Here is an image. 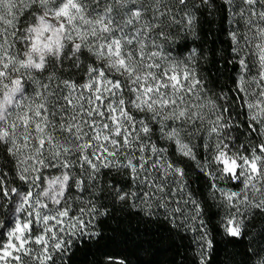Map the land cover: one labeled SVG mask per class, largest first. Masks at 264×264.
Returning <instances> with one entry per match:
<instances>
[{
    "label": "snow or ice",
    "instance_id": "6c2138e0",
    "mask_svg": "<svg viewBox=\"0 0 264 264\" xmlns=\"http://www.w3.org/2000/svg\"><path fill=\"white\" fill-rule=\"evenodd\" d=\"M23 2L27 5L28 0ZM165 2L103 0L101 7V0H31L43 14L34 18L33 26L22 37L26 43L23 56H12L5 47L9 41H0V151H7L13 157L27 153L18 171V178L26 188L5 190V182L0 179V197L13 196L16 205L13 211L20 214L14 221L0 223V262L3 264H22L23 256L31 255L30 242L39 246V254L35 256L38 264H48L52 260L51 250H61L64 243L53 233L54 227L63 226L71 234H83L89 228L83 219L89 210L81 208V216H70L65 195L73 187L80 189L86 180L75 181L66 171L62 177L53 176L46 181L41 169L53 167L50 161H59L63 169H70L74 162L86 165L88 172H96L98 168H123L134 181L149 188L146 204L153 190L164 199L169 175L178 178V185L182 184L185 170L167 161L163 155L166 149L162 146L145 143L146 138L150 141L154 130L149 122L138 120L133 109L149 114L159 124L160 135L172 143L175 152L189 160H195L196 156L182 132L187 133L185 126L197 130L203 126L209 140L215 137V145L213 148L212 144H205L212 158L199 165L201 170L215 164L209 175L215 177L219 173L221 179L230 178L243 184L241 192H225L211 185L213 194L219 191L228 206L238 210L237 200L242 195L245 199L240 203H250L247 190L260 192L259 203L252 206L264 211V140L250 148L241 145L243 152L234 150L230 143L233 126L229 123L228 108L218 107L213 100L201 102L198 95L201 83L195 73L180 61H169L151 40L153 31L169 15L170 10H164ZM175 3L187 7L189 0H175ZM226 3L234 4V0ZM14 7L13 0H0V23L11 26L7 16ZM237 7L239 15L249 13L247 23L251 35L246 34L243 39L254 44L253 55L258 59L260 71L251 79L241 75L234 83L236 91L244 93L240 100L245 102L247 97L249 121L259 125L254 130L264 137V0H239ZM149 13L151 20L147 18ZM193 19L191 14L187 16L188 26ZM254 19L261 22L255 25V31ZM3 35L0 31V37ZM230 39L240 71H249L248 61L240 58L245 51L241 49V39L236 33ZM66 49L76 60L91 54L103 63L100 68L89 65L84 83L62 81V94L53 103L50 97H56V93L49 84L33 78V73L47 72V65L55 63V59L62 63L67 58ZM109 73L114 74L111 79ZM47 79L51 81L52 77ZM253 87L259 91L253 93ZM246 127L253 130L251 124ZM121 154L123 160L118 159ZM37 188L39 191H33ZM115 194L120 201H127L132 195L122 189ZM184 202L193 205V220L200 217L198 201L190 198ZM90 211L96 216L103 214L94 207ZM236 215L229 214L224 224V231L232 237L241 235L242 222ZM36 223L41 225L40 234H35ZM207 246L211 248V242ZM109 260L110 264H124ZM258 264H264V259Z\"/></svg>",
    "mask_w": 264,
    "mask_h": 264
},
{
    "label": "trees",
    "instance_id": "16d2710c",
    "mask_svg": "<svg viewBox=\"0 0 264 264\" xmlns=\"http://www.w3.org/2000/svg\"><path fill=\"white\" fill-rule=\"evenodd\" d=\"M237 5L238 0H234V4H228L226 0H189L185 7L176 4L175 0H166L164 10H170L169 15L151 36L169 61H180L182 66L186 65L195 73L205 98L213 100L218 107L228 108L231 116L228 117V112L224 115L233 126L230 143L234 149L241 145L250 148L257 141L256 125L248 119L246 97L245 102L240 100L244 93H238L234 83L245 74L239 69L237 52L230 39L232 33L238 35L241 49H245L240 58L247 60L249 65L255 60L251 44L243 39L250 34L249 13L239 15ZM189 14L194 17L191 26L186 23ZM148 18L152 19L150 13ZM165 35L170 38L165 40ZM16 46L19 48L21 44ZM79 60L83 62L81 67L76 66L77 60L73 57L63 59L62 67L58 65L60 81L84 83L88 79L89 65L101 67L91 54H85ZM113 75H109V79ZM60 81L48 80L56 95L62 94ZM225 94L226 102L221 99ZM50 99L55 103V97ZM132 113L138 120L149 122L154 130L150 141L146 138L145 143L162 146L166 149L163 155L167 161L185 170L182 184L178 185V178L169 175L164 199H160L161 193L153 190L146 204L145 194L149 188L134 181L125 169L101 168L99 173H94V179L88 180L82 172L87 166L79 165L75 171L86 183H82L80 189L73 187L70 192L66 191V203L71 208L70 216H81V208L89 210L83 216L89 228L83 234H71V230L63 226L56 228L55 234L64 243L61 250H51L52 260L48 264L52 261L55 264H110L109 258L124 264H258L264 259V211L253 207L242 222L241 235L229 236L224 231L228 206L219 191L213 194L211 175L202 171L193 160L175 152L172 143L160 135L159 124L149 114L135 109ZM249 124L253 130L246 127ZM186 135L191 137L189 140L194 144L196 156L201 158L205 149L202 131L192 128ZM118 159L123 160V154ZM0 173H3L0 179L6 184H14L11 181L16 178L12 156L0 160ZM222 186L239 190L241 183L227 181ZM178 187L183 190H177ZM118 189L132 195L127 201H120L115 194ZM105 196L108 199L102 201ZM190 198L201 205V215L196 220L192 219L193 205L184 202ZM93 207L103 214L96 216L90 211ZM9 216V210L0 202V223H8ZM208 242H211V248L207 246ZM23 262L38 264L35 256H25Z\"/></svg>",
    "mask_w": 264,
    "mask_h": 264
},
{
    "label": "rangeland",
    "instance_id": "374dc122",
    "mask_svg": "<svg viewBox=\"0 0 264 264\" xmlns=\"http://www.w3.org/2000/svg\"><path fill=\"white\" fill-rule=\"evenodd\" d=\"M13 2L15 4V7L12 9L11 15L7 16V19L12 21L11 26L7 25L6 23H0V31H3V33H4V35L2 37H0V41H2V40L9 41V44L5 46L7 48L8 53H10L12 56L22 57L24 51L26 50V43L22 39V37L27 35V29L33 26L34 18L39 16V15H42L43 13L39 10L37 5H33L31 3V0H28L27 5L23 2V0H13ZM102 6H103V0H101V7ZM244 7H246V6H244ZM259 10H260V6L257 5L256 11L259 12ZM147 18H148V16H147ZM257 23H261V22L254 19L253 25H252L253 31H255V25ZM248 34H249V32H248ZM249 35H251V34H249ZM151 36H153V33ZM256 42H258V41H256ZM18 43L21 44V46L19 48L16 46ZM251 46H252L253 51H255L254 44H251ZM249 53H250V51H249ZM249 55H251V53ZM70 57H68L67 59H69ZM254 58H255V60H254L253 64L249 65V71L244 72L245 76L248 77L249 79H251L252 77H257L258 73L260 71L258 59L256 57H254ZM97 61H98L99 65H102L103 62L101 60L97 59ZM252 69H254V70H252ZM109 75H112V73H109ZM37 76H39V75H37ZM109 77H111V76H109ZM43 82L48 84V80H46V79H44ZM27 83H29V85H31L30 81ZM201 87H202V85H201ZM258 91H259L258 88H255V87L252 88L253 93L258 92ZM202 93H203L202 90L198 93V95L201 98V102L208 100L207 98H205L202 95ZM246 100H247V97H246ZM196 123L199 124L198 121ZM253 123H255V122H253ZM255 125H256V128L259 127L258 124L255 123ZM176 126L177 125H173V127H176ZM185 127L188 128L187 133L192 128L197 129L196 127H192V126H185ZM199 130L202 131V133H203L202 136L205 137L204 146L206 143H210L213 145V148H214L215 137H213L211 140H209L207 133L204 131L203 126H201ZM256 135H257L256 143L264 140V137H261L258 132ZM182 136L184 137L185 142H190L189 138H191V137H187L188 135H186V133L182 132ZM191 145L193 146V152H194V155L196 156L194 144L191 143ZM234 150H239V151L243 152L242 148L234 149ZM245 154H247V153H245ZM9 155L12 156L11 154H9ZM26 158H27V153H24L23 155H18L17 157H13V161L15 163L16 178H15V180H11L14 183L12 185H8V184L4 183L5 190H7L10 187L11 188H17L19 190H23L24 188L27 187V185L23 184V182H21L18 178V171L21 167H23V165L21 164V161L25 160ZM211 158H212V152L206 150V147H205V149L203 150V154H202L201 158H198L196 156V159L193 161L195 162V164L197 166H199V165L205 164L207 161H210ZM214 169H215V166L212 164V166L210 168H207L205 170L208 173H211V172H213ZM41 173L44 176L51 175L54 173L58 174V170L56 168H51V169L42 168ZM210 179H211V183L213 185H216L219 189H221L225 192H228V191L241 192V190L243 188V184L241 181L231 180L230 178L221 179L219 173H216L215 177L211 176ZM227 181H232L233 183H241L240 189L235 190V189H231V188H228V189L224 188L222 185L224 183H226ZM257 187H260L259 183L257 184ZM35 191H39V189L37 188V189H35ZM244 199H245V197L243 195L238 198V200H237L238 210L235 207H229L228 204L226 203L228 206V210H227V214L225 216V220H227V217L229 214L236 213L237 214L236 219L240 222H243L245 220L246 216H248V214H249L248 212L253 208L252 205L259 203V200L261 199V193L260 192H253L251 190H247V199L250 201V203H240V200H244ZM0 202H3L5 205V209L7 208L9 210V213H10L9 222L14 221L20 217L19 213H14V211H13L14 208L16 207L15 203L13 202V196L0 197ZM24 215L27 216L28 213L25 212ZM29 219H31V217H29ZM33 227L35 229H37V232L35 234H40L41 225L39 223H36L33 225ZM59 227H61V226H56L53 228L54 234H55V229L59 228ZM30 235H32L31 232H30ZM32 238L34 239L35 236L33 235ZM28 247L31 249V255H27V256H36L33 254L37 252V249L39 246L32 244L30 242ZM17 255H20V253H17ZM23 257H25V256H23ZM0 264H3V262H0Z\"/></svg>",
    "mask_w": 264,
    "mask_h": 264
},
{
    "label": "clouds",
    "instance_id": "9594fccd",
    "mask_svg": "<svg viewBox=\"0 0 264 264\" xmlns=\"http://www.w3.org/2000/svg\"><path fill=\"white\" fill-rule=\"evenodd\" d=\"M169 38L170 37L168 35H165L164 36V39L165 40H168ZM156 46L159 48L160 47V44L159 43H156ZM65 51L67 52V58L70 57V56L73 57V53L72 52L68 51L67 49ZM82 63L83 62L78 59L76 66L77 67H81ZM58 65H60L62 67V64H61L60 60L59 59H55V63H49L47 65V69H48L47 72H43L42 71V72L39 73L40 74L39 76H37L36 73H33V78L40 79L43 82L44 79L48 80L47 77L48 76H51L52 77V80L51 81H54V80L55 81H60V77L57 75V73L60 70L59 67H58ZM22 75H23V73H22ZM62 81H64V80H62ZM62 81H60V82H62ZM58 97H59V94L57 93V95H56L55 98H58ZM221 99L225 100V102H226L227 99H228V97L222 96ZM17 135H19V134H17ZM225 138L228 139V137H225ZM8 155H9V153L7 151H0V160H7ZM50 163H53V167H51V168L59 169V171H58V174H55L54 173V174H51V175H46L45 176V180L46 181H47V179H50L53 176H61L62 177V175L66 171L70 172L71 178L73 180H75V181H81V177L75 171V168L76 167H79V164L78 163H75L74 162L73 165H72V167L70 169H63V168H61L59 161H50ZM51 168H49V169H51ZM112 168H116L118 170L119 169H122V168H118V167H112ZM100 169L101 168H98L96 172H88L86 170H82L83 177L86 178V179H88V180H92V179L95 178L94 173H99L100 172ZM117 179H119V177H117ZM92 187H93V190L95 191L96 186L93 185ZM33 191H35V189H33ZM101 199L103 201V199H108V197L105 196V197H102ZM38 254H39V252H36L33 255H38ZM22 264H24V262H22Z\"/></svg>",
    "mask_w": 264,
    "mask_h": 264
}]
</instances>
